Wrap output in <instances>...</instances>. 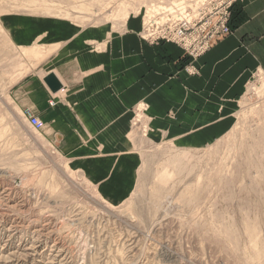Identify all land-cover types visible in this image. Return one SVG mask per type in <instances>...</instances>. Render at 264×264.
<instances>
[{
    "label": "rangeland",
    "instance_id": "rangeland-1",
    "mask_svg": "<svg viewBox=\"0 0 264 264\" xmlns=\"http://www.w3.org/2000/svg\"><path fill=\"white\" fill-rule=\"evenodd\" d=\"M241 2L0 0V264H264V69L183 144L147 138L139 104L119 187L73 169L15 97L70 36L49 39L53 21L71 34L133 16L144 31L168 18L207 31Z\"/></svg>",
    "mask_w": 264,
    "mask_h": 264
},
{
    "label": "crops",
    "instance_id": "crops-1",
    "mask_svg": "<svg viewBox=\"0 0 264 264\" xmlns=\"http://www.w3.org/2000/svg\"><path fill=\"white\" fill-rule=\"evenodd\" d=\"M238 5L244 21L194 61L198 74L185 69L190 59L179 45L142 38V17L98 23L73 34L53 21L49 39L70 36L16 87L15 97L22 110L31 109L44 122L43 135L73 169L98 186H122L116 180L123 179L126 158L138 148L139 104L149 105L147 138L183 144L196 135L191 133L215 125L222 108L264 69V0ZM50 74L61 84L56 92L45 82Z\"/></svg>",
    "mask_w": 264,
    "mask_h": 264
},
{
    "label": "built area",
    "instance_id": "built-area-1",
    "mask_svg": "<svg viewBox=\"0 0 264 264\" xmlns=\"http://www.w3.org/2000/svg\"><path fill=\"white\" fill-rule=\"evenodd\" d=\"M244 17L245 14L242 7L236 3L233 9L227 13L225 19L221 21L218 18L207 31L206 27H198L197 24L192 26L185 18L176 20L168 18L163 23H149L142 37L151 44L163 42L179 45L190 59L185 69L190 74H198L194 61L212 49L218 42L232 34ZM23 114L35 131L43 130L44 122L31 109L25 108Z\"/></svg>",
    "mask_w": 264,
    "mask_h": 264
},
{
    "label": "water",
    "instance_id": "water-1",
    "mask_svg": "<svg viewBox=\"0 0 264 264\" xmlns=\"http://www.w3.org/2000/svg\"><path fill=\"white\" fill-rule=\"evenodd\" d=\"M45 82L50 87V89L54 92H56L62 88L60 82L58 81V79L55 77L54 74L48 75L45 78Z\"/></svg>",
    "mask_w": 264,
    "mask_h": 264
},
{
    "label": "bare ground",
    "instance_id": "bare-ground-1",
    "mask_svg": "<svg viewBox=\"0 0 264 264\" xmlns=\"http://www.w3.org/2000/svg\"><path fill=\"white\" fill-rule=\"evenodd\" d=\"M188 20V19H187ZM190 20V19H189Z\"/></svg>",
    "mask_w": 264,
    "mask_h": 264
}]
</instances>
